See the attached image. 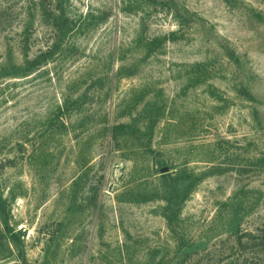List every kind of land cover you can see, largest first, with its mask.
I'll return each instance as SVG.
<instances>
[{"label": "rangeland", "instance_id": "1", "mask_svg": "<svg viewBox=\"0 0 264 264\" xmlns=\"http://www.w3.org/2000/svg\"><path fill=\"white\" fill-rule=\"evenodd\" d=\"M178 7L184 25L116 10L88 57L0 76V264H205L264 222V0ZM14 29L0 62L22 60ZM72 80L90 103L62 124ZM101 80L116 139L97 123Z\"/></svg>", "mask_w": 264, "mask_h": 264}, {"label": "trees", "instance_id": "2", "mask_svg": "<svg viewBox=\"0 0 264 264\" xmlns=\"http://www.w3.org/2000/svg\"><path fill=\"white\" fill-rule=\"evenodd\" d=\"M79 3L80 0H0V31L15 30V26H19L20 30L15 33L17 46L22 55V60L18 63L13 60L9 62L11 56L7 55L6 60L0 62V76L26 77L34 72H40L41 69L44 70L53 58L73 63L88 57L82 43L116 10L134 13L141 11L147 14L149 10L161 8L167 14L174 12V16L179 18L180 25L185 23L184 15L180 13L181 9L178 7V0H114L111 4L104 1L98 5L89 2L85 9H81ZM36 41H41L42 44L30 54L29 49ZM6 44H9V41ZM100 73L97 77H110L105 71ZM72 81L75 82L70 83L71 86L56 104L54 115L59 118L63 115L62 124H65L73 114H77L75 112L83 111L87 114L86 104L89 106L90 103L87 92H78L79 86H74L76 83L80 84V81ZM104 84V80L98 83L100 90L96 100L98 110L95 114L100 116L97 121L101 125L100 128L103 131H112L111 138L116 139L114 130L123 127L124 124H111L109 110L104 105L105 97L108 96L107 92H102ZM108 88L107 86L106 89ZM80 119L84 120V116ZM2 165L0 163V167ZM212 247H207L204 256L201 255L207 259L205 264H264V222L253 228L238 226L232 231L231 236L214 242ZM198 252L199 250L196 254ZM192 256V252L186 251L183 262H187Z\"/></svg>", "mask_w": 264, "mask_h": 264}]
</instances>
